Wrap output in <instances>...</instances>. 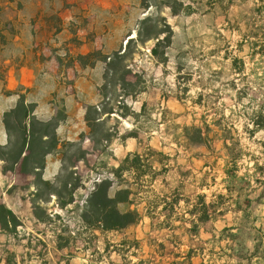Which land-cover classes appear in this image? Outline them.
Instances as JSON below:
<instances>
[{
  "label": "rangeland",
  "instance_id": "rangeland-1",
  "mask_svg": "<svg viewBox=\"0 0 264 264\" xmlns=\"http://www.w3.org/2000/svg\"><path fill=\"white\" fill-rule=\"evenodd\" d=\"M165 24L166 62L151 54L156 41L137 44L127 81L142 92L121 101L100 60ZM24 78L39 120L72 122L47 157L61 198L43 196L44 221L32 205L37 168L27 156L13 172L0 165V264H264V0H0L1 145ZM108 99L117 114L106 128L118 134L95 152L85 113ZM74 144L85 161L68 162ZM135 153L137 166L119 172ZM118 192L120 212L139 221L87 227L92 204Z\"/></svg>",
  "mask_w": 264,
  "mask_h": 264
},
{
  "label": "trees",
  "instance_id": "trees-1",
  "mask_svg": "<svg viewBox=\"0 0 264 264\" xmlns=\"http://www.w3.org/2000/svg\"><path fill=\"white\" fill-rule=\"evenodd\" d=\"M146 22H144L145 25ZM165 28L156 29L152 27L149 31L142 33L138 32V38L129 39L126 48L123 51L113 52L111 55L106 56L100 61L104 63V81L108 83L111 89L117 87L121 91V101L128 97H135L142 92L141 89H136V82L127 81V77L130 75L127 68L128 60L135 53V46L137 44H146L153 40L156 41L154 47L151 50L152 56L160 63H165L167 57H165V51L171 45L172 31L165 24ZM167 29V30H165ZM93 55V54H92ZM91 57V54H90ZM19 98L16 105L6 112L3 116V126L6 132V143L0 144V165L1 172L3 174L13 172L15 166L22 162L24 156H27L26 165L28 167L37 168L34 174L35 185L39 189L36 193L37 199L32 202L34 215L40 221H44L46 216V210L41 206L46 195L56 196L61 198L60 192L56 191L53 184L43 179V172L46 166V159L49 155L56 151L59 139L57 135V129L60 123L65 121L66 117L58 118L52 117L50 120H39L35 115L36 103L27 102L26 98L22 94H18ZM120 103V102H119ZM124 109H127L124 105ZM113 114H117L112 106L110 99L102 101L97 105L87 107L85 113V122L89 129V139L93 144L95 152L106 151L113 139L116 138L117 132L110 131V128H106L107 122L111 119ZM130 114L119 115L122 118L128 117ZM102 119V117H104ZM195 138L192 139L197 144L207 145V138L202 135L199 129L194 128ZM77 147V152L67 157L69 163L74 164L76 162L86 160V152L80 151L79 144H74ZM134 158L131 161L130 156L126 157L122 162V166L118 171H131L133 167H136L140 161L138 154H133ZM126 169H123V167ZM71 167H74L71 165ZM68 175H58L56 180L61 182L63 189H67L70 184L69 180L72 179V174L67 169L63 170ZM118 171L115 172L116 176H119ZM148 175L153 174V167L149 166ZM147 175L142 172L139 177ZM154 178V176H152ZM110 187V186H109ZM43 188H50V192L43 191ZM118 192L115 198H109L106 194L103 199L96 201L92 204V209L83 217V221L89 228L114 230L122 229L127 226L137 223L140 219L139 214L134 212L121 213L118 206L121 203L126 202L125 199L119 198ZM125 193H129L125 191ZM44 196V197H43ZM71 202H61L60 207L65 208ZM207 220V219H206ZM206 220L201 217L199 222H205Z\"/></svg>",
  "mask_w": 264,
  "mask_h": 264
},
{
  "label": "crops",
  "instance_id": "crops-1",
  "mask_svg": "<svg viewBox=\"0 0 264 264\" xmlns=\"http://www.w3.org/2000/svg\"><path fill=\"white\" fill-rule=\"evenodd\" d=\"M31 86H32V84L29 81H27V79L24 78L20 82L17 83L16 87L13 86L11 88L12 89H20L21 90L20 94H23L25 91L27 92V94H29L28 93L29 92L28 88H30ZM14 95H16V96H14ZM14 95L9 96L8 99H11V100L15 101L14 97H18L19 95H18V93H15ZM11 107H13V106H11ZM39 107H40V105L38 107H36V108L38 109ZM35 115H36V113H35ZM50 117H51V115L48 116L47 118L42 119V120L43 121H47V120L50 119ZM71 122H72V114L68 116V118L66 119L65 122L60 123V125L58 126V129H57L58 138H62L63 137V135L65 133L64 126L69 124V123H71ZM56 167H57V170H58V167H59L58 164H54L53 162H49V161L47 162V159H46V166H45V169H44V172H43L44 180H50L51 179L52 174H53V170Z\"/></svg>",
  "mask_w": 264,
  "mask_h": 264
},
{
  "label": "water",
  "instance_id": "water-1",
  "mask_svg": "<svg viewBox=\"0 0 264 264\" xmlns=\"http://www.w3.org/2000/svg\"><path fill=\"white\" fill-rule=\"evenodd\" d=\"M130 39H132V38H130ZM129 40V39H128Z\"/></svg>",
  "mask_w": 264,
  "mask_h": 264
}]
</instances>
